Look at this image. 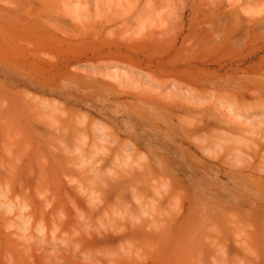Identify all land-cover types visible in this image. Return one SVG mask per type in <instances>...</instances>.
Masks as SVG:
<instances>
[{
	"label": "rangeland",
	"instance_id": "1",
	"mask_svg": "<svg viewBox=\"0 0 264 264\" xmlns=\"http://www.w3.org/2000/svg\"><path fill=\"white\" fill-rule=\"evenodd\" d=\"M204 1H0V264H264V0Z\"/></svg>",
	"mask_w": 264,
	"mask_h": 264
},
{
	"label": "bare ground",
	"instance_id": "2",
	"mask_svg": "<svg viewBox=\"0 0 264 264\" xmlns=\"http://www.w3.org/2000/svg\"><path fill=\"white\" fill-rule=\"evenodd\" d=\"M1 1V0H0ZM6 1V0H5ZM166 1V0H165ZM206 1V0H205ZM204 1V2H205ZM18 2H19V0H18ZM63 2V1H62ZM201 2V1H200ZM16 3V2H15ZM13 4V3H12ZM17 5V4H16ZM18 8V7H17ZM230 9V8H229ZM65 15V14H64ZM233 16V15H232ZM244 22V21H243ZM56 23V22H55ZM217 23V22H216ZM263 23V22H262ZM57 24V23H56ZM60 25H61V23H59ZM222 24V23H221ZM247 24V23H246ZM264 24V23H263ZM263 24H261V25H263ZM248 26V25H247ZM58 28V27H57ZM64 30V29H63ZM160 31V30H159ZM61 33V32H60ZM67 33V32H66ZM66 36V35H65ZM226 37V36H225ZM214 39V38H213ZM239 47V46H238ZM162 50V49H161ZM246 56V55H245ZM129 69V68H128ZM124 75V74H123ZM119 81V80H118ZM173 88H175V87H173ZM180 88V87H179ZM181 89V88H180ZM167 91V90H166ZM156 92V91H155ZM188 92V91H187ZM161 93H163V92H161ZM256 93V92H255ZM177 94V93H176ZM190 94V93H189ZM192 94V93H191ZM228 94V93H227ZM233 94V93H232ZM224 95V94H223ZM222 95V96H223ZM230 95V94H229ZM163 96V95H162ZM161 96V97H162ZM198 96V95H197ZM232 96H234V95H232ZM255 96H256V94H255ZM181 97V96H180ZM220 97H221V95H220ZM219 97V98H220ZM224 97V96H223ZM225 97H226V93H225ZM233 98V97H232ZM162 99V98H161ZM188 99V98H187ZM197 99V98H196ZM254 99V98H253ZM168 101V100H167ZM191 101V100H190ZM178 102V101H177ZM237 102V101H236ZM235 102V103H236ZM193 103V102H192ZM184 104V103H183ZM194 104V103H193ZM205 104H206V102H205ZM219 104V103H218ZM211 105V104H210ZM210 105H209V107H210ZM212 105H215V104H212ZM235 105H237L238 106V104H235ZM243 105V104H242ZM227 106V105H226ZM237 106H235L236 108H237ZM245 106V105H244ZM217 107V106H216ZM232 107V109H233V111H235L234 109H236V108H233L234 106H231ZM210 108H212V107H210ZM203 109V108H202ZM207 109V108H206ZM209 110V109H208ZM214 110V109H213ZM227 110V109H226ZM242 111H244V110H242ZM192 112V111H191ZM228 113V112H227ZM231 113V112H230ZM230 113H229V115H230ZM233 113V112H232ZM226 115V114H225ZM229 115H228V117H229ZM240 115H242V114H240ZM234 116H236L235 115V113H234ZM238 117V116H237ZM231 118V117H230ZM234 118V117H233ZM232 119V118H231ZM240 119V118H239ZM238 120V119H237ZM177 121V120H176ZM246 121V120H245ZM231 122V121H230ZM225 123V122H224ZM228 123V122H227ZM236 123V122H235ZM244 123V122H243ZM227 126H230V125H227ZM237 126V125H236ZM239 126V125H238ZM233 127V126H232ZM230 128V127H229ZM228 128V129H229ZM239 128V127H238ZM231 129V128H230ZM233 129H235V128H233ZM230 131H233V130H230ZM229 131V132H230ZM242 131V130H241ZM259 131V130H258ZM239 132H240V130H239ZM238 132V133H239ZM262 132V131H261ZM75 133V132H74ZM237 133V132H236ZM257 133V132H256ZM263 134V133H262Z\"/></svg>",
	"mask_w": 264,
	"mask_h": 264
}]
</instances>
